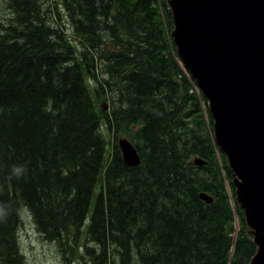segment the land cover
<instances>
[{"label": "trees", "instance_id": "trees-1", "mask_svg": "<svg viewBox=\"0 0 264 264\" xmlns=\"http://www.w3.org/2000/svg\"><path fill=\"white\" fill-rule=\"evenodd\" d=\"M4 1L0 264L25 263L15 237L26 208L79 264H248L253 231L208 100L178 55L169 0ZM57 3L82 39L77 56ZM120 137L139 165L125 163Z\"/></svg>", "mask_w": 264, "mask_h": 264}, {"label": "water", "instance_id": "water-1", "mask_svg": "<svg viewBox=\"0 0 264 264\" xmlns=\"http://www.w3.org/2000/svg\"><path fill=\"white\" fill-rule=\"evenodd\" d=\"M171 8L178 53L208 99L216 142L253 231L257 251L248 264H264V0H171ZM118 145L127 165L141 163L127 137Z\"/></svg>", "mask_w": 264, "mask_h": 264}, {"label": "rangeland", "instance_id": "rangeland-1", "mask_svg": "<svg viewBox=\"0 0 264 264\" xmlns=\"http://www.w3.org/2000/svg\"><path fill=\"white\" fill-rule=\"evenodd\" d=\"M50 1L52 2V6H54L56 0H50ZM57 4H58V10L55 8V11L60 15L59 20L65 25L63 29L66 35L68 36V39H70L73 45H75L77 48L76 51V56H77L79 55V50L82 49V45H81L82 39L74 32L72 22L70 21L67 15V11L63 7V5H61L60 3ZM169 5L171 6V0H169ZM10 16H11V10L6 6L4 0H0V18L2 20H7L8 18H10ZM94 71L99 79L106 77V73L104 71V68L102 67V64H96ZM94 84H97V82L96 80L94 81V79H92L90 81V85L93 86ZM93 96L100 107L107 106L106 109L108 110L110 109L111 106L110 100H107L102 95H100L97 98L94 93ZM101 130L106 135V138L109 142L108 151L106 154L108 156V154L111 151V147L113 146L114 137L113 134H110V132L104 126L101 128ZM219 162H222L220 155H219ZM227 187L229 194L232 196L231 186L227 184ZM235 193H236V188H235ZM20 219L22 220V225L20 226L15 239H17V243H18L16 249L20 254L22 253L25 261L24 264H79L81 258L78 252L72 256L71 254H69L68 251L66 252L63 251L60 248L58 242H56L55 240H51V241L47 240L42 236L40 231L35 227L32 216L30 212L27 210V208L21 210ZM11 248H13V245ZM80 251L82 252V249Z\"/></svg>", "mask_w": 264, "mask_h": 264}, {"label": "bare ground", "instance_id": "bare-ground-1", "mask_svg": "<svg viewBox=\"0 0 264 264\" xmlns=\"http://www.w3.org/2000/svg\"><path fill=\"white\" fill-rule=\"evenodd\" d=\"M132 142V141H131ZM133 143V142H132ZM22 252V251H21Z\"/></svg>", "mask_w": 264, "mask_h": 264}]
</instances>
